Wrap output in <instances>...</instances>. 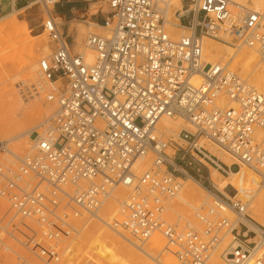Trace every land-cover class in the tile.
I'll return each mask as SVG.
<instances>
[{
  "label": "built area",
  "instance_id": "2783aa9c",
  "mask_svg": "<svg viewBox=\"0 0 264 264\" xmlns=\"http://www.w3.org/2000/svg\"><path fill=\"white\" fill-rule=\"evenodd\" d=\"M14 3L10 0L11 7ZM93 4H104L108 11L97 12L105 34H89L85 40V49L95 54L90 64L82 53L71 51L67 37L50 19L41 24L56 46L39 61L38 70L52 92L47 99L55 98L57 107L48 128L51 136L47 130L37 135L23 154H13L0 142V154L11 160L7 165L0 161V200L7 206L0 215V264H57L62 253L58 244L76 235L85 217L92 218L119 184L130 193L106 227L139 243L158 232L172 246L177 264H203L226 234L235 243L221 254L229 264L244 263L256 248L264 253V228L242 221L248 193L237 190L232 199L220 195L214 210L199 208L194 213L197 225L162 219L163 201L176 189L172 173L186 176L180 168L186 157L210 161L207 151L197 147L199 139L254 171L257 185L264 181V141L252 137L254 129L264 131V100L246 91L232 72L215 66L202 72L195 39L202 34L216 37L221 25L233 35L231 41L256 46L264 57V34L256 32L260 15L245 12L240 19L224 0H189L178 20L190 16L187 25L194 28L195 38L174 42L163 31L156 0ZM196 72L201 82L191 86L188 81ZM59 79L66 83L63 92L53 88ZM30 91L38 94L33 85ZM219 94L237 108L216 109L213 102ZM162 115H177L192 125L193 132L182 129L177 135L184 147L154 131ZM172 145L182 153L177 159L165 152ZM147 153L153 156L152 165L137 177L134 163ZM251 188L256 189L253 184ZM226 207L234 213L233 221L219 214ZM250 261L264 264V254Z\"/></svg>",
  "mask_w": 264,
  "mask_h": 264
},
{
  "label": "bare ground",
  "instance_id": "6f19581e",
  "mask_svg": "<svg viewBox=\"0 0 264 264\" xmlns=\"http://www.w3.org/2000/svg\"><path fill=\"white\" fill-rule=\"evenodd\" d=\"M44 1L45 0H35L29 3V5L25 9H30L31 6H34L39 3L40 9L42 12L44 11L45 17L47 14L45 21L42 22L41 24L46 23L47 20L50 19L57 28V24L55 23L54 19L50 17L49 14V12H51L50 8L54 4L55 0H51L46 4ZM224 1L226 3V7L228 11L232 15L237 16L240 19H242L243 14L245 12H257L260 15V24L258 29H256V32L260 34H264L263 11H260L259 9H250L244 6L247 0H224ZM251 1L255 8H258L259 6L264 4V0H251ZM156 5L158 12L163 20V31L169 40L175 42L181 38L191 39L194 37L192 36L194 32V28H187L186 26L180 24L179 23L180 20H178V18L183 14L182 0H156ZM22 9L24 8H20V10ZM35 12H39V9L36 8L32 12L27 11V14L30 15ZM15 16H16V10H14V8L12 7V9L8 14L0 17V48L3 46L2 44L3 37L5 36H9L12 38L18 37L20 39L19 43H21L22 46L26 48L27 51L23 60V70L25 72L24 75L26 78L33 80L35 79L36 75L40 76L38 70V64L35 65V62L38 57L37 55V52L39 51L38 48L43 47L42 48L43 51L47 50V47L43 46V44L45 43V39L43 38V34L39 35V37L41 38L38 41H33L28 37H23V35H25L26 33V29L24 26L17 24ZM55 17L59 21V23H63L62 19L59 18L57 15ZM32 21L36 22L37 18L35 19L33 18ZM196 22H197V18L195 17L194 23L196 24ZM86 24H88V26L90 25L92 27H95L96 29H99L102 32V34L104 33V30L100 25H97L94 22H87ZM165 26L167 27V32L165 31ZM173 26H179L181 29H183V31L188 32V34L181 35L178 37L177 32L173 30L174 29ZM85 28L89 29L87 26L85 27L81 23H79L76 26V29L74 30L76 32V36L74 37V41L72 43H69V47L77 51L74 52L73 50H71L73 53L76 54L82 53L85 62L90 64L93 62L95 58V54L85 49L84 47L85 43L82 47L80 43V37L85 32L84 31ZM71 29L72 28L69 27L66 28L65 34L69 35ZM216 33L217 35L213 39L220 40L234 47L245 46L246 48H241V50H239L236 53L231 48L223 44H216V42L209 40L207 38L209 36L206 37V35L202 34L200 37H196V38L194 37L199 47V55L197 57V63H199L200 67H202V72L209 66H215V67H220L221 69L231 73L232 71L228 70L226 66H224L226 63H229L231 66V70L239 71L240 74L246 76L249 79V81L252 83L253 86L249 85L245 79L239 77L238 75L232 72L243 82L245 90L248 92L257 93L264 100V57L261 56L258 48L255 45H254L255 47H250L247 45H240L234 43L233 41H231V36L233 35L227 31H224V27L221 25L219 29L217 28L214 34ZM89 34L92 33H88V35ZM5 48L12 50L13 45L11 44L6 45L2 49H0V51H2ZM47 56L39 59L37 63H39V61H41L42 59H45ZM9 60L10 57L5 59L0 56V135L9 136L10 140L8 142H10V145L14 144L15 140L21 141L23 143V146H25V149H27L32 146L34 138L37 135L38 136L42 135L43 132L44 133L46 132V130H47L46 136H51L52 133L50 130H48V128L50 129L51 127L49 125H51L52 123L53 115L57 107L56 99L55 98H51L50 100L47 99V97L50 96L51 93H47L45 95V100L51 101L55 104V109H54L53 103H46L43 106L35 99L28 100L29 98L25 94L19 95L18 91H16L13 86L14 79L12 80L10 79L12 76L11 71L7 69L6 62L7 61L9 62ZM197 74L192 75L190 81H188L191 86H197L201 82V77H200L201 75L199 73ZM59 81H60L59 86L61 89L54 87L53 85L55 92H63L66 87V83L64 79H59ZM29 97H34V95L33 96L29 95ZM213 106L216 109H220V110L237 108L236 103L224 94H219L215 98L213 102ZM48 115H50L48 119H46L40 126H37L35 130L34 128H32L31 125L36 120H39ZM44 124L45 125L47 124V128L44 127ZM187 125L192 128L191 132H193L192 125L184 118L177 115H171V116L162 115L156 122L154 131L158 132L159 134H162V132L170 133L173 134L175 137H177L180 130L186 129ZM38 130H40V132H37ZM33 133L35 134L33 136L34 138L32 137ZM252 137L254 140H258L259 142L264 141V131L260 128H256L252 132ZM200 140H202V142L200 143L197 142L196 144L197 147H202L204 150L207 151L208 153L207 156L212 163L216 164L217 163L216 161H218L220 162V164L226 166L228 169H230L231 165H236L237 167L234 168V171H231V170H225L219 164L216 165L219 169H221L222 172L227 174V176L224 177L221 176L216 170L214 169L212 170V176L210 178V181L214 185L217 192H219L222 197L229 199L223 192L224 188L227 185H229L235 191L238 190V192H241L243 194L248 193V195L246 194V200L248 202L246 203L245 207L247 208L250 201H251V206L249 207V209H247V212L245 208V212H244L245 218L242 221L250 226L253 225L256 227L264 228V224L261 223L257 218H254L255 217L254 215L264 214V189L262 187L259 188V185L264 184V181L261 184L257 185V183L259 182V178L254 171L247 168L245 165L238 163L235 159H233L227 152L222 150L220 147L208 141H205L204 139H199L198 141ZM204 141L207 143H205ZM7 148L9 149V147ZM9 151L11 150L9 149ZM165 152L170 156V158L172 157L171 156L172 153L170 152L169 146L165 149ZM12 153L17 154L14 152ZM3 155H4L3 157H0V161L4 162V165L10 164L9 161L11 160L9 159V155L5 153ZM146 155L139 158L134 163L133 173L137 177H139L143 172L150 169L152 165L153 156L150 166L147 168ZM212 158H215L216 161H214ZM158 168L160 169V172L166 173V171H164L163 165H159ZM180 171L183 172L182 170ZM262 171L264 172V170ZM186 177H187L186 180H181L180 178H177L179 179L178 181H176L175 178L176 189L174 190L172 196H168L164 199L163 212L165 211V209L168 210L170 209L171 211H174V207L169 208V206L167 205L168 201L170 202V200L174 197L176 198L177 201L185 203L187 206L192 207L191 205L193 203L197 204L199 202L198 198L196 197L197 194L205 195L204 197L206 199L213 197L214 206L206 207V208H212L211 210H214L215 203L219 201L218 196L210 194L207 191H205L199 185L198 182H196L192 177L188 176L187 174ZM249 184H253L258 190L256 191V189L254 190V188H248ZM119 185L113 188L114 191L113 201L118 203V207L126 199L127 195H129L130 193L129 188H127L124 185L121 186ZM114 202H108L107 205L102 204L103 205L102 211L106 213L108 210H111V208L115 209V206L112 204ZM6 208H7L6 204H4L0 200V215L4 213ZM194 211H196V209ZM221 212H224L227 216H231V215L233 216L232 219H227L226 217H224L227 220L233 221L235 219L234 213L227 207L219 211L220 215ZM97 213L92 218L88 216L85 217L83 225L80 228L81 230L79 229L81 233L78 231V233L80 234L78 233L76 234L79 235L77 241L72 246L68 247V249L64 248L62 250L61 257L59 260L60 264H77L75 260V256L81 254L82 252L83 254H86L89 259H94L101 264H141L144 261V259H148L149 261L154 262V264H173V258L171 256H166L164 260H160V258L157 259L153 257L155 256L157 251L160 250V248L163 246L164 243L163 240L164 238L161 235H159L157 232L152 233L144 242H140L142 244L138 246L135 245L132 241L128 240L126 237L121 236V233L117 234L114 233L113 231L109 232L105 227L106 226L105 224L109 223V218L103 219L102 217L97 215ZM94 221L100 222L102 226H98ZM226 235H230V234H226ZM226 235H224L222 238H224ZM222 238L220 242L215 246V248L213 249L209 257L206 259L204 264H229L226 260H224L223 262L221 261L222 259L220 260L219 258V250L221 247L224 246V242H225L224 240L222 241ZM65 240L66 239H62V241L58 244L59 248H61ZM227 246H230L228 249L229 251L234 247V245H230V244H228ZM263 254L264 253L262 252V250L256 248L252 252L251 256L242 264H252L250 258L253 255L260 256ZM147 264H153V263L147 262Z\"/></svg>",
  "mask_w": 264,
  "mask_h": 264
},
{
  "label": "rangeland",
  "instance_id": "374dc122",
  "mask_svg": "<svg viewBox=\"0 0 264 264\" xmlns=\"http://www.w3.org/2000/svg\"><path fill=\"white\" fill-rule=\"evenodd\" d=\"M35 0H28L25 2H18L17 0H15V3L13 5L14 10H16V21L18 25L24 26L26 29V33L25 35H23V37H28L29 39L33 40V41H38L41 37H39L40 34H43V38L45 39V43L43 44V46L47 47L46 51H43L42 48L40 47L38 48V52H37V60L35 62V65H37L38 60L47 56L52 50L53 48L56 46V44L54 42H52L46 35L45 32L42 31V26L41 23L45 21L46 17L44 15V11L42 12L40 9V4H36L34 6H31L30 9H25L29 3L33 2ZM65 0H58L56 2V4L52 5V7L50 8L51 10V14L53 16V19L55 21V23L57 24V28L60 32V35L62 37H67V44L72 43L74 41V37L76 36V32L74 31L76 29V26L81 23L83 24L85 27L87 26L89 29H84V33L82 34V36L80 37V43H81V47L84 45L85 40L88 36V33H92V34H96V35H104V33L102 34V32L99 29H96L95 27L92 26H88V24H86L87 22H100L101 21V15L97 12L101 11L102 14H104L105 12L108 11V9L106 8V6L104 4H93L94 0H85L86 2H83L85 4H89L88 10L86 11L85 14H74L72 17H69V19H62L63 23H59V21L56 19V15L54 14L55 12V5H61L64 3ZM82 1V0H81ZM189 0H182V5L186 6V4L188 3ZM10 0H1V5H7L9 4ZM244 6H246L247 8L250 9H259L260 11L264 12V4H262L261 6H259L258 8H255L254 5L252 4L251 0H247L246 3L244 4ZM20 8H24L22 10H20ZM36 8L39 9V12H35L32 14H27V11H33ZM87 8V7H86ZM8 11H1L0 10V17L8 14L10 12L9 7L7 9ZM99 10V11H98ZM31 18V19H30ZM37 18V21H32V19ZM202 18V14L198 15V19ZM190 19V16L187 17H183L180 20V24H182L183 26H186L187 28V22ZM181 26V25H180ZM72 28L71 32L69 35L65 34V29L66 28ZM173 30L175 32H177L178 37L181 35H186L188 34V32L183 31V29H181L179 26H173ZM104 30V29H103ZM165 31L167 32V27L165 26ZM207 37V36H206ZM209 40H212L213 42H216V44H223L229 48H231L234 52H238L239 50H241V48H246L245 46H239V47H234L230 44H227L225 42H222L220 40H216L210 37H207ZM19 38H12L9 36H5L3 37V46L0 48L2 49L3 47H5L6 45H13L12 50H9L8 48L3 49L2 51H0V56L3 58H9L10 60L9 62L7 61V69H9L11 71V80H13V86L15 88L16 91H18L19 95L25 94L29 99H35L37 100V102L41 103L43 106L46 103H53L51 101H47L45 100V95L47 93H52L51 89L49 87V85L46 83L44 84L42 82V79L40 78V76L35 77V79L31 80L25 77L24 75V70H23V60H24V56L26 54V48H24L22 46L21 43H19ZM233 43V42H232ZM74 52H77L76 50L72 49ZM258 59V58H257ZM224 66H226V68L230 71H232L234 74L238 75L239 77L245 79L247 81V83L249 85H252V83L249 81V79L240 74L239 71L237 70H231V66L229 63H226ZM36 67V66H35ZM59 80L56 81L53 85L54 87H57L59 89ZM37 87V95H34V97H29V95L33 94L31 93V86ZM253 86V85H252ZM42 88V90H41ZM44 89V90H43ZM42 91V92H41ZM30 92V93H29ZM22 98V96H21ZM27 102V101H24ZM54 104V103H53ZM54 109H55V104H54ZM50 115L45 116L39 120H36L31 126L32 128H35L37 126H40L46 119H48ZM189 131H192V128L190 126L187 125V128ZM37 132H40V130H38ZM35 134H32V137ZM163 138L165 141H173L179 145H181V147H184L185 145L178 140L177 137H175L173 134L170 133H166V132H162ZM34 138V137H33ZM10 140L9 136L7 135H0V142L3 143H7V146L9 147V149L14 152V153H20L23 154V152H26L29 148L25 149V146H23V143L19 140H15V143L10 145V142H8ZM14 142V141H13ZM202 142V140L198 141V143ZM205 142V141H204ZM207 143V142H205ZM210 144V143H208ZM212 145V144H211ZM170 147V146H169ZM23 150V151H21ZM21 151V152H19ZM170 152L172 153V157L173 159H177L181 156V151L178 150L175 146L172 145V147H170ZM191 154H193L194 157V153L192 152ZM3 154H0V157H3ZM196 162L191 161L188 157H186L184 159V161L181 164V169L183 171L186 172V174L190 177H192L196 182L199 183V185L208 193L216 195V196H220L221 194L219 192H217V190L215 189L214 185L212 184V182L210 181V178L212 176V170H216L221 176L226 177L227 174L222 172L221 169H219L216 165L219 164L222 168H224L225 170H231L234 171V168H237L236 165H231L230 169H228L226 166L220 164V162L216 161L215 158H212L214 161H216L217 163L214 164L206 159H201V157L196 156L194 157ZM146 160H147V168L150 166V163L152 161V155L151 154H147L146 155ZM145 160V161H146ZM189 163V165L187 164ZM168 172H171L172 169L168 167ZM173 177L176 178V181H178L180 178L181 180H186L187 177L185 175H181L180 173L177 172H173ZM258 181V178H257ZM121 186V185H119ZM262 187L264 189V184L259 185V188ZM248 188H251V184H249ZM258 189H256L257 191ZM224 194L227 196V198H232L235 195V190L232 189V187H230L229 185H227L224 190H223ZM178 193V191H177ZM113 196H114V191L112 190L110 196L104 201V204H108V202H114L113 201ZM205 195L201 194L198 195L197 194V198L199 200V202L197 204L193 203L190 206H187L185 203L179 202L176 200V198H172L170 200V202L168 201L167 205L170 207H174V211H171L170 209H165L164 212H162V219L167 222V223H178V224H183L186 222H189L191 224L197 225L196 224V219L194 217V213H195V209H199V208H206V207H211L214 206V201H213V197H210L209 199H206L204 197ZM236 198H238V196H236ZM115 206L114 208H111V210H108L106 213H104L103 210V205L102 207H100V209L98 210L97 215H99L100 217H102L103 219H108L109 218V223L112 221L113 218H115L117 216V211L119 209L118 207V203L114 202L112 203ZM251 206V201L248 204L247 208H246V212L247 209H249V207ZM221 215L223 217H226L227 219H232L233 216H227L224 212H221ZM254 218H257L261 223L264 224V214L263 215H254ZM93 220V219H92ZM98 226H102L100 222L98 221H94ZM89 224V223H88ZM87 226V225H86ZM106 227V226H105ZM107 230L109 232H112L108 227H106ZM81 230V229H80ZM81 233V231H79ZM78 233V234H80ZM121 236L126 237L128 240L132 241L135 245H141L142 243H139L138 241L134 240L133 238H131L126 232L120 231ZM158 233V232H157ZM159 234V233H158ZM160 235V234H159ZM79 235H75L72 238L66 239L64 241V243L61 246V249L63 250L64 248H67L72 246L78 238ZM238 240H242L240 237L237 238ZM163 246L160 248V250L157 251V253L155 254V256H153L154 258H157L160 260H164L166 258V256H171L173 258V264H177L176 260L174 258V256L172 255L171 251H173L172 246L170 245H166L165 239ZM224 242V246L220 248L219 250V258L221 261L224 262V259L222 258V251L226 248V246L228 244L230 245H235V243H233L232 241V237L230 235H226L224 238H222V241ZM236 242V241H235ZM167 248V249H165ZM75 260L77 262V264H101L98 261L94 260V259H89L88 256L86 254H83V252L81 254H78L75 256ZM94 260V261H93ZM127 260V259H126ZM147 262L153 263L152 261H149L148 259H144V261L141 264H147ZM59 263V262H58ZM57 263V264H58ZM205 263V262H204ZM203 263V264H204ZM60 264V263H59Z\"/></svg>",
  "mask_w": 264,
  "mask_h": 264
},
{
  "label": "crops",
  "instance_id": "0c3cea01",
  "mask_svg": "<svg viewBox=\"0 0 264 264\" xmlns=\"http://www.w3.org/2000/svg\"><path fill=\"white\" fill-rule=\"evenodd\" d=\"M18 2H25L28 0H17ZM83 2H86L85 0H65L63 4L61 5H55V12L54 14L57 15L61 19H69V17H72L74 14H85L88 10L89 4H85ZM12 9L10 6V2L7 5H1L0 0V10L2 11H8ZM87 7V8H86ZM97 25H100V22H96Z\"/></svg>",
  "mask_w": 264,
  "mask_h": 264
}]
</instances>
